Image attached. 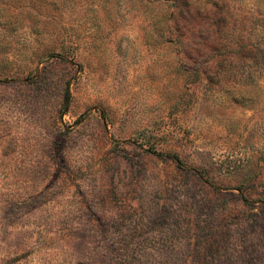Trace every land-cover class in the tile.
Segmentation results:
<instances>
[{"label": "rangeland", "instance_id": "obj_1", "mask_svg": "<svg viewBox=\"0 0 264 264\" xmlns=\"http://www.w3.org/2000/svg\"><path fill=\"white\" fill-rule=\"evenodd\" d=\"M0 264H264V0H0Z\"/></svg>", "mask_w": 264, "mask_h": 264}, {"label": "trees", "instance_id": "obj_2", "mask_svg": "<svg viewBox=\"0 0 264 264\" xmlns=\"http://www.w3.org/2000/svg\"><path fill=\"white\" fill-rule=\"evenodd\" d=\"M66 95H69V90L67 89ZM66 96V97H67ZM158 154L162 155V152H157ZM174 159L177 161L179 165H182V160L178 156H174Z\"/></svg>", "mask_w": 264, "mask_h": 264}]
</instances>
